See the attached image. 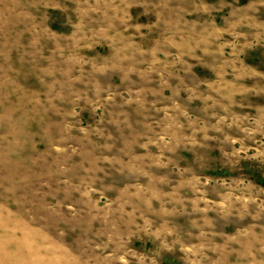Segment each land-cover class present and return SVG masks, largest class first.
<instances>
[{"label":"rangeland","instance_id":"rangeland-1","mask_svg":"<svg viewBox=\"0 0 264 264\" xmlns=\"http://www.w3.org/2000/svg\"><path fill=\"white\" fill-rule=\"evenodd\" d=\"M0 264H264V0H0Z\"/></svg>","mask_w":264,"mask_h":264},{"label":"bare ground","instance_id":"bare-ground-1","mask_svg":"<svg viewBox=\"0 0 264 264\" xmlns=\"http://www.w3.org/2000/svg\"><path fill=\"white\" fill-rule=\"evenodd\" d=\"M49 3V2H48ZM90 26V25H89ZM84 39V38H83ZM90 40V39H88ZM4 43V42H3ZM18 47V46H17ZM39 59V58H38ZM4 65V64H3ZM9 72V71H8ZM10 73V72H9ZM16 78V77H15ZM54 78V77H53ZM55 87V86H54ZM58 88V87H57ZM52 91V90H51ZM12 93V92H11ZM12 95V94H11ZM54 95V94H53ZM25 101V100H24ZM29 103V102H28ZM36 107V106H35ZM40 108V107H39ZM42 113V112H41ZM36 115V114H35Z\"/></svg>","mask_w":264,"mask_h":264}]
</instances>
